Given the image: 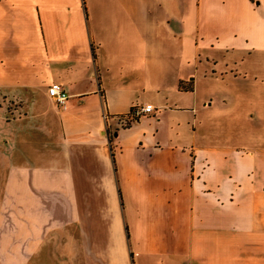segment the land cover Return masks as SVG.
I'll use <instances>...</instances> for the list:
<instances>
[{"label": "crops", "instance_id": "obj_1", "mask_svg": "<svg viewBox=\"0 0 264 264\" xmlns=\"http://www.w3.org/2000/svg\"><path fill=\"white\" fill-rule=\"evenodd\" d=\"M0 264H264V0H0Z\"/></svg>", "mask_w": 264, "mask_h": 264}, {"label": "built area", "instance_id": "obj_2", "mask_svg": "<svg viewBox=\"0 0 264 264\" xmlns=\"http://www.w3.org/2000/svg\"><path fill=\"white\" fill-rule=\"evenodd\" d=\"M47 93L50 96V99L56 104V105H64L66 99L68 98V95L65 91V89L59 84V83H52L47 87ZM155 110V108L151 104H135L131 107V109L123 115H118L115 118L118 120L119 126H127L128 124H131L137 117L140 115L146 113H152ZM108 114H105L103 116L105 122H108L109 120Z\"/></svg>", "mask_w": 264, "mask_h": 264}, {"label": "trees", "instance_id": "obj_3", "mask_svg": "<svg viewBox=\"0 0 264 264\" xmlns=\"http://www.w3.org/2000/svg\"><path fill=\"white\" fill-rule=\"evenodd\" d=\"M178 88H182V85L179 84Z\"/></svg>", "mask_w": 264, "mask_h": 264}]
</instances>
